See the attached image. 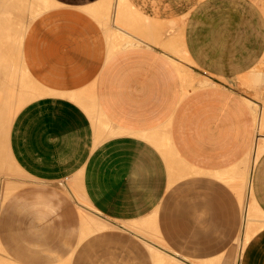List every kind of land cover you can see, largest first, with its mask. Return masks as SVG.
Returning <instances> with one entry per match:
<instances>
[{"label": "crops", "instance_id": "1", "mask_svg": "<svg viewBox=\"0 0 264 264\" xmlns=\"http://www.w3.org/2000/svg\"><path fill=\"white\" fill-rule=\"evenodd\" d=\"M116 1L46 0L24 29L35 92L7 145L28 179L0 211V254L147 264L137 240L156 239L153 264H195L247 234L237 264H264V0Z\"/></svg>", "mask_w": 264, "mask_h": 264}, {"label": "bare ground", "instance_id": "2", "mask_svg": "<svg viewBox=\"0 0 264 264\" xmlns=\"http://www.w3.org/2000/svg\"><path fill=\"white\" fill-rule=\"evenodd\" d=\"M117 1L115 3L116 5H117ZM121 1H119L120 3H118V5H120V7L121 6L123 7L124 4H125L124 6L127 8L132 6V5H129L130 3H127V0H121ZM45 4H46V0H0V173L1 174H2V172H3V174L5 172H7L6 167H5V154H6L5 153V144H6L8 127L10 125L11 112L14 109V106L22 103L23 100L27 96L34 95V92H35L34 91L35 88L33 85H28V83L25 84L22 81L20 84H16V77L15 76H17V75H15V70H16V66H17V62H16L17 44L21 43L22 35H23L24 29L26 27V21L28 23L45 6ZM116 7H118V6H115L114 9ZM120 7H118V8H120ZM128 9H131V7ZM125 10L123 9V11H125ZM134 10H135V8H134ZM119 11L122 12L121 8ZM130 11H132V10H130ZM129 12H124V14L127 13V15L128 14L130 15V13H132L131 14L132 16L134 14H136V13L133 14V12H130V13ZM135 12H136V10H135ZM140 13L138 16L143 14V13L142 14H140ZM129 15H128L129 19L130 18L132 19L135 16L134 21H136V22H138L139 19H142V17H140L138 20H136L137 15H134L133 17L132 16L130 17ZM142 16H144V14ZM125 17H127L126 14H125ZM153 18L150 20L151 22H152V20H154V22H155L156 19H153ZM131 19L129 21H124V22L129 23L131 21ZM158 19L156 22L159 26V21L161 18L159 19V21H158ZM168 19H170V18H167V20ZM147 20L148 19H146V23L148 22ZM161 20H163V19H161ZM139 21L142 22V20H139ZM156 22L154 23L155 26H156ZM146 23L144 24V26L146 25ZM161 23H162V21H161ZM167 23H168V21H167ZM148 25H149V22H148ZM131 26H132V24H131ZM148 27L150 28V26H148ZM153 29H155V28L153 27ZM118 31H122V30L118 29ZM129 32H131V31H129ZM143 32H144V30H143ZM159 32H160V30H159ZM120 33L123 34V32H120ZM124 33H126V32H124ZM129 35H131V34H129ZM148 35L152 36V34H148ZM153 36H154V34H153ZM129 37H132V36H129ZM126 43L124 42V44H126ZM3 174L1 176H3ZM243 183H244V181H243ZM238 188H240V187H238ZM243 192H244V190H243ZM245 200H247V199L245 198ZM244 207H245V204H244ZM98 222H100V221H98ZM98 224H99V226H104L101 223H98ZM156 255H157L156 259H157L158 264H183V261L180 258L168 257V256H165L163 254H158V253Z\"/></svg>", "mask_w": 264, "mask_h": 264}, {"label": "rangeland", "instance_id": "3", "mask_svg": "<svg viewBox=\"0 0 264 264\" xmlns=\"http://www.w3.org/2000/svg\"><path fill=\"white\" fill-rule=\"evenodd\" d=\"M26 25H27V21H26ZM16 62H17V66H16V70H15V75H17V76H15L16 77V84H20L22 81L25 84L28 83V85H33L32 81L30 80L31 78L28 77V75H27V73H26V71L22 65V62H21L20 43L17 44ZM30 97L31 96H27L23 100L22 103L14 106V109L11 112V118H13L14 114L21 107V105L25 101H27ZM11 118H10V121H11ZM8 129H9V127H8ZM5 153H6L5 154V167H6L7 172H5L4 174L2 172L3 176H1L2 174L0 173V178H1L0 179V211H1L2 207L5 205V203L7 202V199H8L7 197L13 192V190L21 187L22 183L26 182V180L28 179L22 173V171L16 166L14 160L12 159L10 152H9V149H8V145H7V137H6V144H5ZM77 199H78V202H80V204H86L79 197H77ZM78 210L82 211L83 213L85 212L84 207L78 206ZM126 230H125L126 235H128L129 237H132V235H133L131 233V231H133L132 226H128ZM128 231H129V233H128ZM135 232H136V234H139L141 236H147V233H145V232H142L139 230H135ZM246 237H247V234H244V236H242V238H238V239L234 240L232 242V244L230 245V247L225 251L224 254L214 256V257H208L205 260L215 259V261L217 262L216 264H237V259H238L239 253L241 251V248H242V246L246 240ZM149 240L152 241L153 243L150 244V242H149V244H148L147 240H144V239L137 240V242L140 243L141 250L146 256V257H143V258L147 259L146 263L147 264H153L152 260L149 259V257H151V254H152L151 249L152 250L161 249V250L166 252L167 248L161 240H156V239H149ZM148 254H150V256ZM180 257H183V256H180ZM205 260H200V261L193 260V262H195V264H202L201 261H205ZM0 264H12V263L9 262L5 257H3V255L0 254Z\"/></svg>", "mask_w": 264, "mask_h": 264}]
</instances>
